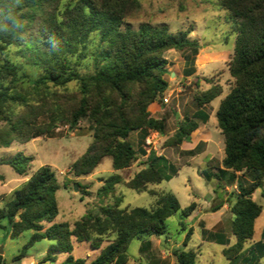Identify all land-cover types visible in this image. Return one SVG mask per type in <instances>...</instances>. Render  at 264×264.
Masks as SVG:
<instances>
[{
  "label": "trees",
  "instance_id": "1",
  "mask_svg": "<svg viewBox=\"0 0 264 264\" xmlns=\"http://www.w3.org/2000/svg\"><path fill=\"white\" fill-rule=\"evenodd\" d=\"M129 5V0H0L2 147H9L14 141L26 143L45 135L53 137L61 121L75 128L82 119H88L93 141L73 163L75 177L92 174L106 157L112 159L113 170L120 171L132 165L138 151L147 155L143 145L137 151L129 137L138 131L139 140L144 143L150 131H165L166 118H152L149 107L161 100L169 87L165 78L169 65L166 53L188 51L192 58L188 55L186 64L194 65L200 44L189 37L191 30L171 33L166 26L150 23L133 29L127 24ZM219 6L228 12L237 35L228 65L235 83L216 114L225 142L222 167L217 172L206 169L202 174L207 181L228 179L230 184H237L234 202L226 201L233 216L231 234L235 241L223 249V255L229 264H261L264 229L258 242L247 249L245 244L253 239L256 220L263 213V206L253 200L252 194L264 179V0H219ZM93 35L99 36L95 70L80 74ZM12 46L23 54L30 53L28 63L43 70L30 87L18 82L21 66L9 56ZM72 81L79 84V98L74 107L65 109L61 97L46 90L49 84L65 86ZM222 93L220 86H212L195 96L199 110L184 117L171 145L182 144L198 129L199 121H208L209 115L202 108ZM147 157L146 167L128 182V187L138 192H146L148 184L169 181L177 174L164 156L151 151ZM31 161L32 157L17 154L0 164H8L17 174L26 176ZM169 169L172 174L166 173ZM245 172L253 179L248 187L237 177V173ZM120 182L119 174L108 177L99 196L114 193ZM60 188L52 168L42 166L0 208V220H9L11 238L33 231L18 259L36 242L47 239L53 244L44 262L56 263L57 255L64 253L67 257L60 264H127V251L134 239L165 236L167 219L177 213L187 218L195 210L194 203L183 209L172 192H153L156 200L152 210L121 209L116 203L100 206L96 214L86 213L73 225L53 223L59 214L56 192ZM261 195L264 197V190ZM203 236L222 246L230 242L223 233L204 230ZM189 237L190 234L187 241ZM105 240L108 244L103 247ZM74 241L88 242L100 250L99 255L92 261L75 258ZM174 255L177 264H196L198 257L193 249L177 250Z\"/></svg>",
  "mask_w": 264,
  "mask_h": 264
},
{
  "label": "rangeland",
  "instance_id": "2",
  "mask_svg": "<svg viewBox=\"0 0 264 264\" xmlns=\"http://www.w3.org/2000/svg\"><path fill=\"white\" fill-rule=\"evenodd\" d=\"M100 1V0H96ZM127 24L133 29L140 25L150 23L153 26H166L171 33L180 30H191L189 37L199 41L200 50L194 58V65L186 64L185 59L191 53L172 50L166 53L169 61L168 74L165 76L169 83L166 95H170V102L165 104L163 100H157L149 107L152 117L153 109H162L169 119L164 133L150 131L148 137L154 143L152 152L170 159L177 170L169 181L159 184H148L146 192H138L128 187V182L146 167L147 155L139 153V148L144 143L139 140L140 133H131L129 139L138 151L137 159L132 165L120 171H114L112 159L106 157L92 174L83 177H75L71 167L87 150L93 141L92 123L88 119H82L75 128L66 121L58 123L53 137L47 135L35 138L29 142H12L9 147L0 145V161L11 159L17 154L32 157L28 169V175L21 176L8 164H0V208L13 198L16 190L22 188L24 178L30 179L42 166H50L55 172L61 188L56 192V200L59 214L53 223L67 222L73 225L88 212L98 213L100 206H110L120 203V208L142 207L152 210L155 207V193L172 192L178 198L182 208L195 204L194 212L187 218L181 213L170 217L166 221L167 234L162 237L142 236L134 239L129 248V261L127 264H177L174 252L177 250L193 249L197 253L196 264H229L223 255V249L231 246L234 237L231 234L232 213L226 201L234 202L232 196L238 193L236 183L230 184L228 179L219 182L216 179L207 181L202 170L209 169L217 172L221 167L219 158L225 154L224 136L219 128L215 113L218 111L222 100L228 96L233 88L235 79L229 71V62L234 55L236 33L228 12L219 6V0H129ZM99 47V36L93 35L88 44V57L82 62L80 74L93 73L95 70V54ZM171 51V50H170ZM212 53L216 57L203 63L198 61L199 55ZM174 54V55H173ZM9 56L15 63L21 66L19 83L24 87L32 86L42 74V69L28 63L30 53L23 54L18 47L9 49ZM74 59V57H73ZM200 60V59H199ZM212 62V63H211ZM212 86H220L223 90L221 96L205 105L209 119L208 126L217 142L214 149V159L204 164H198L199 160H191L187 154L177 155V145H171V138L175 129L184 119V116H193L199 107L194 101L195 96L201 95ZM47 92L58 94L60 103L65 109L74 107L79 98V84L76 81L69 82L65 86H53L49 84ZM54 98V97H53ZM202 108V109H203ZM214 109V115H213ZM177 116H176V114ZM217 114V113H216ZM181 116L180 120L178 119ZM153 118V117H152ZM41 121H46L42 119ZM3 123H0V129ZM193 135V133H192ZM170 163V162H169ZM168 163V164H169ZM172 174V170L166 171ZM113 174L121 176V182L116 185L114 193L107 197L99 196L98 192L104 185L105 179ZM237 177L245 187L252 184L250 173H237ZM264 179L260 187L252 194V198L258 204L264 206ZM211 194V197L209 196ZM223 206L214 211L219 205ZM224 205H228L224 207ZM224 207V209H222ZM48 226V225H46ZM264 227V210L255 223V236L245 244V248L252 246L255 240L260 238ZM223 233L230 238L228 246H222L210 242L203 236V231ZM33 231H26L18 238L10 237V223L7 218L0 220V257L3 264H60L67 255L59 253L57 262H44L49 247L53 244L47 239L36 242L27 251V254L18 259L23 247L28 243ZM190 237L187 241V236ZM186 242V245H185ZM108 244L104 241L103 247ZM73 256L94 260L100 250L93 249L88 242L74 241ZM264 264V258L260 261Z\"/></svg>",
  "mask_w": 264,
  "mask_h": 264
},
{
  "label": "crops",
  "instance_id": "3",
  "mask_svg": "<svg viewBox=\"0 0 264 264\" xmlns=\"http://www.w3.org/2000/svg\"><path fill=\"white\" fill-rule=\"evenodd\" d=\"M169 52L170 53H175V52H172V50L169 51ZM213 57H216V56H215V54H212V53L199 55L198 61L203 63V62L211 60V59L213 60ZM165 95H166V92H165ZM154 109H155V107H154ZM154 109H153V112H152V117L154 119H156V120L166 118V126H167V122L169 120L167 118V114H165L162 111V109H156L155 111H154ZM196 111L193 113V115L196 113ZM203 111L208 114L206 109L203 108ZM216 113H215V115H216ZM213 115H214V109H213ZM176 116H177V114H176ZM211 117H213L212 114L209 115V119H211ZM180 118H181V116L178 119L180 120ZM209 119L205 123L202 122V121H199V127H198V129L196 131L193 132V135L188 137L182 144L176 146L178 148V154L177 155L187 154V156L190 158L188 163H186L187 165L192 164V163H190L191 160L198 159L199 160L198 164H201V165L204 164V166H206L208 162H210V161H212L214 159L213 151H214V149L217 146L216 145L217 142H215L213 140L212 132L209 129V126H208ZM178 127H179V125L175 129V132L178 129ZM224 158H225V154L224 155L221 154L220 158L218 159L219 162H221V164H222ZM165 159L167 160L168 163L170 162L169 163L170 165H172V163H171L169 158L165 157ZM221 167H222V165H221ZM204 170H206V169H204ZM204 170H202L201 172H203ZM28 180H29V177L28 178H24L23 183L27 182ZM235 187H237V186L235 185ZM209 196L211 197V194ZM225 206L228 207V205H224V207ZM224 207L222 209H224ZM263 210H264V206H263ZM263 229H264V227H263ZM261 235H262V233H261ZM261 235H260V238L258 240H255V242H258L261 239ZM254 236H255V234H254ZM227 238L230 240L229 237H227ZM255 242H253L252 244H254ZM233 243H231V245ZM35 263H36V261H31L30 264H35Z\"/></svg>",
  "mask_w": 264,
  "mask_h": 264
},
{
  "label": "built area",
  "instance_id": "4",
  "mask_svg": "<svg viewBox=\"0 0 264 264\" xmlns=\"http://www.w3.org/2000/svg\"><path fill=\"white\" fill-rule=\"evenodd\" d=\"M170 95H165V93L163 94L162 100L165 104L170 102ZM154 143L152 142L151 138L147 137L146 141H145V145L143 146V149L145 150L146 154H150L152 149H153Z\"/></svg>",
  "mask_w": 264,
  "mask_h": 264
}]
</instances>
